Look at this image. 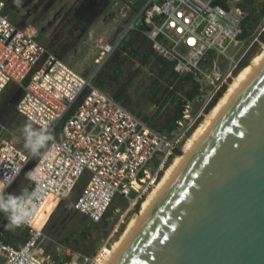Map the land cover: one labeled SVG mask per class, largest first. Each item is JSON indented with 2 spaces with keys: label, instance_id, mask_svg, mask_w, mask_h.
I'll return each instance as SVG.
<instances>
[{
  "label": "built area",
  "instance_id": "obj_1",
  "mask_svg": "<svg viewBox=\"0 0 264 264\" xmlns=\"http://www.w3.org/2000/svg\"><path fill=\"white\" fill-rule=\"evenodd\" d=\"M157 1L145 0L131 22L114 27L113 42L101 45L96 64L110 57L142 19L141 33L151 49L173 62L179 76L192 75L197 81L205 75L200 67L202 58L208 53L225 55L242 32L245 13L238 6L241 0H226L227 7L214 4L215 0H160V6ZM132 5L130 1L116 2L114 23L126 20ZM5 6V0H0V93L9 86L20 89L15 112L34 128H46L53 140L40 150L46 155L34 158L8 139L10 132L0 123V179L21 169L5 191L32 160L29 171L40 169L36 181L26 177L31 184L29 192L39 189L40 198L34 201L37 213L32 222L18 226L25 236L16 232L18 227L9 228L6 215L0 213V264H95L100 251L90 258L60 243L48 251L46 221L37 217L42 205L50 199L59 203L83 182L74 209L91 223L103 221L116 195L128 204L127 212L133 211L173 160L196 118L186 124L190 119L187 103L170 134L151 128L96 86L94 75L82 76L14 24L4 12ZM262 32L264 28L239 60L255 42L259 44ZM239 60L224 76L213 71L208 82L219 81V85L201 112L227 83ZM8 235L19 245L6 242Z\"/></svg>",
  "mask_w": 264,
  "mask_h": 264
},
{
  "label": "water",
  "instance_id": "obj_2",
  "mask_svg": "<svg viewBox=\"0 0 264 264\" xmlns=\"http://www.w3.org/2000/svg\"><path fill=\"white\" fill-rule=\"evenodd\" d=\"M115 264H264V65Z\"/></svg>",
  "mask_w": 264,
  "mask_h": 264
},
{
  "label": "rangeland",
  "instance_id": "obj_3",
  "mask_svg": "<svg viewBox=\"0 0 264 264\" xmlns=\"http://www.w3.org/2000/svg\"><path fill=\"white\" fill-rule=\"evenodd\" d=\"M123 1H130L133 4L132 7L135 3L141 5L145 3V0H21L20 3H17V0H5L6 3H12L8 12L12 22L31 35L49 52L54 53L82 76L94 75V83L96 79L101 80L103 82L101 89L110 96L114 94L118 87L124 85L125 97L129 99V104L125 108L140 118L141 116H154L156 106L150 97L156 89L154 80L159 79L157 68L153 65L154 57L150 58L146 64L141 63L143 56L150 49L147 41H143V39L137 41L131 53H124L120 44L110 57L100 64L95 63V60L99 57L101 45L112 43L116 29L125 23L131 22L138 13L132 8L126 20L121 21L120 25L114 23L115 3ZM261 3V1H255L253 5L255 14H258ZM263 28L264 17L259 19L248 38L237 40L236 45L230 43L226 54L223 56L211 53L208 56L207 64L203 67L200 66L205 75L200 76L197 81L203 88L200 95L194 101L189 102L190 119L186 124L189 123V120L192 121L195 118L196 122L186 135L187 138L200 122L202 116L208 111L209 103L201 112L203 106L219 85V81L214 84L208 82L212 78L213 71L216 70L222 76L226 75L228 70L246 51L257 33ZM134 31L128 33L122 42L123 44L128 42ZM258 42L261 43L259 40ZM255 44L254 49L244 57L247 63L260 49V45L256 42ZM134 51L137 52V56L133 55ZM122 57L126 58L125 63L117 66V59ZM236 71L238 72V67H236L233 74ZM101 72H106L107 76H102ZM229 81L230 79L224 85L227 86ZM26 82L24 81L23 84ZM159 84L166 86V81L161 79ZM220 94L221 92L215 94L211 102H215ZM4 95L5 91L0 93V123L8 128L10 132L8 139L26 152L23 128L29 123L19 116L15 110L11 109L9 101L8 105L4 104ZM5 113L8 115L6 116ZM56 138L58 139V137ZM183 143L179 149H181ZM32 163L33 160L27 165L7 193L19 195L23 192H29L31 184L23 174L28 169L30 170ZM85 177H87V173L84 174L83 178ZM81 185L83 186V182L71 195L59 203L52 199L48 200L39 214L38 221H46L44 233L48 238L46 245L48 251H53V245L60 243L72 249L75 248L90 258H95L101 249L111 246L124 230L128 221L138 211L135 212L134 209L127 212L128 204L119 195H116L109 209L106 224L104 222L93 224L74 209L75 201L82 189ZM16 232L21 238L25 236V231L20 227L16 228ZM66 238H68V242L63 241ZM76 241L78 242L76 243ZM14 245H19V243L15 242Z\"/></svg>",
  "mask_w": 264,
  "mask_h": 264
},
{
  "label": "trees",
  "instance_id": "obj_4",
  "mask_svg": "<svg viewBox=\"0 0 264 264\" xmlns=\"http://www.w3.org/2000/svg\"><path fill=\"white\" fill-rule=\"evenodd\" d=\"M256 0H241V2L238 4V6L244 11L245 17L242 20L241 28L242 32L238 36V40H244L250 36L251 30H253L254 26L257 24L260 18L264 17V2L260 4V8L258 11V14H255V9L253 8V5L255 4ZM226 0H215L214 4L221 5L223 7H227L225 4ZM135 5V4H134ZM12 6L11 2L6 3L4 12L8 13L10 11V7ZM141 4L137 3L133 9L135 11H139ZM12 21V19H11ZM136 30L133 32V35L130 37L128 42L126 44H121L122 51L124 53H131L134 49V45L139 41L140 39H143V41H147L146 38L143 36L141 31L143 30V20L139 19L137 22ZM258 40L261 42L260 48L264 46V32H262ZM148 43V42H147ZM149 44V43H148ZM150 46V45H149ZM256 44L254 43L250 49L247 51V53L239 60L237 67L238 70L245 67L248 63L244 59V57L250 53ZM137 52L134 51L133 55H136ZM211 53H208L206 56H204L200 62V66L203 67L208 62V56ZM154 57V67L157 68V76L159 80H165L166 86H162L159 84V80H154V85L156 86V89L152 92L150 99L153 101L154 105L156 106V114L154 116L146 117L141 116V118L153 129L160 131V132H166L170 134L174 129L176 125V121L182 118L184 106L194 101L196 97H198L201 93V86L199 82H197L192 75H184L179 76L174 70H173V62H169L165 59H163L161 56H158L150 47L149 51L143 56L141 63L146 64L150 58ZM126 58L122 57L117 59L116 64L117 66H121L123 63H125ZM237 71L235 72V74ZM102 76H107L106 72H101ZM235 74H231L229 77L230 81L232 80L233 76ZM229 81V83H230ZM228 83V84H229ZM95 85H97L99 88L103 86V82L99 79L95 80ZM227 86L222 85L220 88V91L218 94L223 92L226 89ZM16 91V88L14 86H9L5 90L4 95V104L6 103L8 105V101L12 94ZM126 90L124 88V85H121L118 87V89L114 92L112 97L119 102L122 106L127 107L129 104L128 97H125ZM159 94V96H158ZM209 108L214 104L213 102H209ZM12 110H15V105L10 106ZM208 108V109H209ZM7 116L8 114L5 113ZM203 118V116H202ZM201 118V119H202ZM175 157L181 154L180 149H176ZM29 170V169H28ZM27 170V172H29ZM25 172L23 175L26 176ZM142 202V201H141ZM140 202V203H141ZM140 204L138 203L135 207V212L139 210ZM110 212V211H108ZM106 213L104 215L103 221L106 224V219L109 217V213ZM101 222V223H102ZM83 233V232H82ZM84 235V234H82ZM6 242L15 244L12 237L9 235L5 238ZM64 242H68V238L63 240ZM78 241H76L77 243ZM75 249V248H73ZM77 250V249H75Z\"/></svg>",
  "mask_w": 264,
  "mask_h": 264
},
{
  "label": "bare ground",
  "instance_id": "obj_5",
  "mask_svg": "<svg viewBox=\"0 0 264 264\" xmlns=\"http://www.w3.org/2000/svg\"><path fill=\"white\" fill-rule=\"evenodd\" d=\"M263 65L264 46L251 57L249 63L245 67L239 69L233 76L226 89L217 97L214 104L208 109L203 118L185 140L181 147V154L173 158L169 165L164 169L161 177L156 182V185H154V187H152V189L146 194V197L140 204L138 212L128 221L124 230L111 244V246L100 250V254L97 257L98 259L95 264L116 263L138 231L147 221L149 216L152 214L154 209L160 203L162 198L168 192L170 187L191 159L195 156L216 126L220 123L232 105L236 102L242 92L260 71ZM47 202L42 205L37 217H39L42 208Z\"/></svg>",
  "mask_w": 264,
  "mask_h": 264
},
{
  "label": "clouds",
  "instance_id": "obj_6",
  "mask_svg": "<svg viewBox=\"0 0 264 264\" xmlns=\"http://www.w3.org/2000/svg\"><path fill=\"white\" fill-rule=\"evenodd\" d=\"M20 2L21 0H17V3ZM23 135L24 147L30 152L32 157L46 155L41 153L40 150L48 148L49 142L53 140L52 134L46 128L37 129L29 123L24 126ZM20 170V168H17L10 175H5L3 179H0V213L6 215L9 228L31 223L32 218L37 213V204L34 201L40 198L38 195L39 189L37 192H23L19 195L9 194L5 191ZM38 171L40 169L35 167L26 173V177L36 181Z\"/></svg>",
  "mask_w": 264,
  "mask_h": 264
},
{
  "label": "crops",
  "instance_id": "obj_7",
  "mask_svg": "<svg viewBox=\"0 0 264 264\" xmlns=\"http://www.w3.org/2000/svg\"><path fill=\"white\" fill-rule=\"evenodd\" d=\"M137 3H135V5H136ZM135 5H134V7H135Z\"/></svg>",
  "mask_w": 264,
  "mask_h": 264
},
{
  "label": "snow or ice",
  "instance_id": "obj_8",
  "mask_svg": "<svg viewBox=\"0 0 264 264\" xmlns=\"http://www.w3.org/2000/svg\"><path fill=\"white\" fill-rule=\"evenodd\" d=\"M192 41H190V43H191Z\"/></svg>",
  "mask_w": 264,
  "mask_h": 264
}]
</instances>
